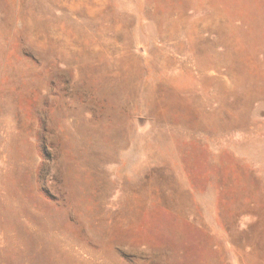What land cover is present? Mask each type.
<instances>
[{
  "label": "rangeland",
  "instance_id": "obj_1",
  "mask_svg": "<svg viewBox=\"0 0 264 264\" xmlns=\"http://www.w3.org/2000/svg\"><path fill=\"white\" fill-rule=\"evenodd\" d=\"M0 264H264V0H0Z\"/></svg>",
  "mask_w": 264,
  "mask_h": 264
}]
</instances>
